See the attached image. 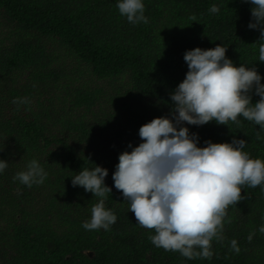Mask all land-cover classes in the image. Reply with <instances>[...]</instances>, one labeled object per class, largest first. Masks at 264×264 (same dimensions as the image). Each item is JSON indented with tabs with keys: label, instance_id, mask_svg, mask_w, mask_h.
<instances>
[{
	"label": "trees",
	"instance_id": "16d2710c",
	"mask_svg": "<svg viewBox=\"0 0 264 264\" xmlns=\"http://www.w3.org/2000/svg\"><path fill=\"white\" fill-rule=\"evenodd\" d=\"M118 0H0V264H264V190L242 189L246 198L229 206L223 243L213 241V257L187 259L157 248L115 189L112 174L119 154L141 140L139 128L170 116L171 96L186 76L184 53L195 47H227L239 66L255 67L260 32L248 27L250 3L241 0H143L148 23L121 16ZM219 6V13L209 12ZM197 21H192L191 16ZM75 62L69 70L65 60ZM61 60H63L61 62ZM78 66V67H77ZM80 68L99 85L75 83ZM126 79L127 86L122 83ZM27 97L29 104L17 105ZM253 103L259 97L253 94ZM108 110H100L103 102ZM205 141L244 139L245 151L264 160V130L241 117V126L185 125ZM230 127V128H229ZM259 133L260 138L257 139ZM36 159L47 177L31 188L13 177ZM99 165L112 188L106 208L117 216L110 231L82 224L98 202L73 187L72 176ZM255 235L248 241L249 233ZM236 239L239 254L230 251Z\"/></svg>",
	"mask_w": 264,
	"mask_h": 264
},
{
	"label": "clouds",
	"instance_id": "9594fccd",
	"mask_svg": "<svg viewBox=\"0 0 264 264\" xmlns=\"http://www.w3.org/2000/svg\"><path fill=\"white\" fill-rule=\"evenodd\" d=\"M252 5L250 29L260 32L264 41V0H241ZM121 16L133 25L147 24L143 0H118ZM213 4L209 12L219 13ZM190 19L197 21L193 15ZM227 47H195L184 53L188 71L182 82L170 93V116H159L139 128L141 142L129 143L131 151L119 154L112 174L114 187L129 202V211L142 228L154 231L148 239L157 248L178 252L187 259L211 260L213 241L225 240V223H231L229 206H236L246 197L242 189L260 186L264 190V160L245 151L247 142L236 139L216 143L190 133L187 125L241 126V117L264 130V83L255 67L237 66L226 55ZM258 60L264 62V42L259 44ZM253 94L259 97L253 103ZM27 97L16 98L14 104H29ZM230 128V127H229ZM259 133L257 139H259ZM3 150V147H0ZM8 167L0 159V173ZM47 172L33 159L26 169L13 177L31 188L44 183ZM108 169L99 165L83 168L72 176L73 187L80 186L98 198L91 208V217L82 224L85 230L110 231L117 216L105 206L112 188L105 178ZM264 233V225L259 227ZM254 232L249 233L251 242ZM230 251H241L236 239Z\"/></svg>",
	"mask_w": 264,
	"mask_h": 264
},
{
	"label": "rangeland",
	"instance_id": "374dc122",
	"mask_svg": "<svg viewBox=\"0 0 264 264\" xmlns=\"http://www.w3.org/2000/svg\"><path fill=\"white\" fill-rule=\"evenodd\" d=\"M4 33H5L4 30L0 29V40H1V38H3ZM62 61L63 60H61V62ZM65 64H67V66H68V68H65L67 70L74 68V65L75 66L77 65L75 62L70 61L68 58H66ZM80 72H81V75L78 76L76 81H74L72 83H75V85H77L81 88H87V89H93V88H96L97 85H99V82L95 79V77L89 71L85 70L84 68H80ZM122 83L125 85L126 79L122 80ZM126 86H127V84L125 85V87ZM104 108H106V109H104ZM102 109H104V110L110 109L108 101H107V103L103 102V104H101L100 110H102Z\"/></svg>",
	"mask_w": 264,
	"mask_h": 264
}]
</instances>
